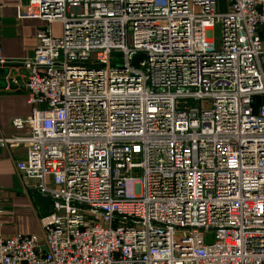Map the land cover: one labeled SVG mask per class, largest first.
<instances>
[{"label":"built area","instance_id":"obj_1","mask_svg":"<svg viewBox=\"0 0 264 264\" xmlns=\"http://www.w3.org/2000/svg\"><path fill=\"white\" fill-rule=\"evenodd\" d=\"M26 4L28 131L0 142L51 209L0 264H264V0Z\"/></svg>","mask_w":264,"mask_h":264},{"label":"crops","instance_id":"obj_2","mask_svg":"<svg viewBox=\"0 0 264 264\" xmlns=\"http://www.w3.org/2000/svg\"><path fill=\"white\" fill-rule=\"evenodd\" d=\"M27 0H0V47L6 72L0 77V138L27 134L28 127H15V116H27L31 106L27 100L26 74L22 64L33 53L37 27L44 20L30 11ZM27 155L24 144L0 142V231L12 233L40 232L44 214L36 201L32 183L16 166ZM21 198V199H20Z\"/></svg>","mask_w":264,"mask_h":264},{"label":"water","instance_id":"obj_3","mask_svg":"<svg viewBox=\"0 0 264 264\" xmlns=\"http://www.w3.org/2000/svg\"><path fill=\"white\" fill-rule=\"evenodd\" d=\"M142 56H143V53L133 55L132 56L133 63L137 64ZM4 72H6V65L0 64V77L1 75L4 74ZM36 201H38L41 204L42 206L41 210H43L44 214L47 213L51 209V198L48 194L37 193Z\"/></svg>","mask_w":264,"mask_h":264},{"label":"rangeland","instance_id":"obj_4","mask_svg":"<svg viewBox=\"0 0 264 264\" xmlns=\"http://www.w3.org/2000/svg\"><path fill=\"white\" fill-rule=\"evenodd\" d=\"M218 5H219V9L224 11L227 7V0H218ZM63 25L62 23L60 22H54L52 24V29L54 30V34L57 35V36H60L62 35L63 33ZM214 37H215V40L218 41L219 37H220V34H219V29H215L214 30ZM21 199V198H20Z\"/></svg>","mask_w":264,"mask_h":264}]
</instances>
